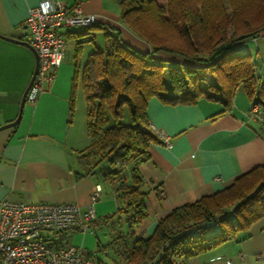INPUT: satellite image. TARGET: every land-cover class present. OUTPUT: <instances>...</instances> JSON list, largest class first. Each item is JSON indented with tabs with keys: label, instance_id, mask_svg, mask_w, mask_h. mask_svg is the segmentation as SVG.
<instances>
[{
	"label": "crops",
	"instance_id": "1",
	"mask_svg": "<svg viewBox=\"0 0 264 264\" xmlns=\"http://www.w3.org/2000/svg\"><path fill=\"white\" fill-rule=\"evenodd\" d=\"M41 1L44 0H0V35L27 42L24 22L29 9ZM59 1L78 6L83 15L94 16L99 29L92 28L81 45L74 37L78 29L61 31L65 37L64 58L54 81L44 88L36 104L25 102L15 127L0 131V201L75 204L84 210L93 187L100 185L102 192L95 203V214L101 220L116 212L117 201L103 183L105 167L90 169L79 159L90 143L86 106L80 102L81 96L85 100L82 70L89 55L98 48L96 40L100 37L105 40L104 48L114 38L141 53H148L150 48L125 27L119 0ZM89 45L92 49L85 56ZM34 68L35 56L30 48L0 38V127L18 117ZM237 92L238 89L232 109L222 114L221 103L205 99L193 106L164 105L156 98L148 101L149 129L168 138L170 147L158 138L148 149V159L138 166L145 181L147 216L134 229L135 236L150 237L158 221L174 209L227 189L253 168L264 166V128L249 118L252 103L243 89V97L236 98ZM159 192L163 193L162 199ZM101 227L103 223H97L94 231ZM85 235L72 234L68 240L93 252ZM237 238L191 257L184 264H220L226 259L232 264H264V215Z\"/></svg>",
	"mask_w": 264,
	"mask_h": 264
},
{
	"label": "trees",
	"instance_id": "2",
	"mask_svg": "<svg viewBox=\"0 0 264 264\" xmlns=\"http://www.w3.org/2000/svg\"><path fill=\"white\" fill-rule=\"evenodd\" d=\"M208 1H214V6H203L199 11L203 0H119L125 27L146 42L150 51L141 53L114 38L107 48L95 49L83 67L81 85L90 143L79 159L90 169L105 164L103 183L117 201L113 215L92 224L93 233L97 223L107 225L120 214L126 217L128 227L126 235L122 232L116 238L121 247L115 264H184L191 257L237 240L238 233L246 232L251 223L264 215V166H258L231 187L174 209L158 221L150 237L134 234L147 216L145 181L138 166L148 159L150 145L159 138L149 129L146 110L151 98L171 106H193L203 99L219 102L223 105L222 114L232 109L236 91L241 87L252 105L264 106V85L256 77L251 56L237 50L243 41L264 36V0H235V5L230 0L232 15L239 13L243 17L246 30L228 40L219 39L227 28L221 0ZM252 7L263 17L262 22L254 23L244 16L245 10ZM142 11L154 13L178 31L188 50H173L160 39L159 45L151 43L148 38H156V32L142 34L130 22ZM96 27L74 33L81 41L78 44ZM159 51L175 54L180 60H154V53ZM206 74L216 83L209 92L199 86ZM75 88L76 76L70 100L71 118ZM158 196L162 199L163 193ZM214 225L218 233L208 236ZM97 247L104 248L99 242Z\"/></svg>",
	"mask_w": 264,
	"mask_h": 264
},
{
	"label": "built area",
	"instance_id": "3",
	"mask_svg": "<svg viewBox=\"0 0 264 264\" xmlns=\"http://www.w3.org/2000/svg\"><path fill=\"white\" fill-rule=\"evenodd\" d=\"M96 23L78 6L59 0H44L28 11L24 27L29 46L38 55V70L26 96L37 103L44 88L51 85L64 58L63 30H84ZM249 118L264 128V106L252 105ZM170 147L166 137L154 132ZM102 188L95 185L86 209L75 204L0 201V264H101L96 254L69 242L72 234H93L97 220L95 203ZM220 264H232L226 259Z\"/></svg>",
	"mask_w": 264,
	"mask_h": 264
},
{
	"label": "rangeland",
	"instance_id": "4",
	"mask_svg": "<svg viewBox=\"0 0 264 264\" xmlns=\"http://www.w3.org/2000/svg\"><path fill=\"white\" fill-rule=\"evenodd\" d=\"M204 2L201 5H199L198 10L200 11L203 6L206 8H210L211 6H214V1H208V0H203ZM234 5L237 4L235 0ZM221 4L224 8L225 11V20L227 21V28H226V33L224 35H220L219 39H225L228 40L230 38H233L237 34L243 33L246 29L244 27V24L242 23L243 17L239 13L237 14L236 17L232 15V10H231V1L230 0H221ZM204 8V9H205ZM245 15L244 16H249L250 21L252 22H262V16L257 15V11L255 10L254 7H252L249 10H245ZM141 13V14H140ZM137 14H140L135 18L134 21H130L131 24L137 29V31H140L143 33L148 32L150 35L152 32H156V38H148L150 39V42L159 45L158 39H160L164 45L172 48L173 50H182L186 51L188 50V47L185 46L184 40L185 38L179 34L178 31H176L173 27H171L169 24L165 23L162 21L157 15L154 13H149V12H139ZM239 21V22H237ZM96 24V23H95ZM95 24H93L91 27H93ZM91 27L87 28L90 29ZM85 30V29H84ZM148 37V36H147ZM220 39V40H221ZM104 39L103 37H100L96 40V45L98 48L103 49L104 48ZM72 45V43H71ZM92 46L89 45L85 49V56L86 53L91 51ZM238 52L241 54H249L251 56V60L254 63V70L256 77L260 79V83L264 85V36L259 35L256 41H253L252 39L245 40L242 43L239 44L237 48ZM157 55L160 57H163L164 59H169V60H164L163 58H157ZM154 60H160V61H175V60H180V57H178L175 54L171 53H166V52H156L154 53ZM168 62H163L168 65ZM216 84L214 81V78L210 74H206V77L204 80H202L199 84L200 88H204L206 91L209 92V87L211 85ZM243 97L242 94V88H238V92L236 95V98H241ZM81 104L82 107L86 106V102L84 99H82L81 96ZM102 167H105V164H102ZM213 229L210 230L211 233L208 234V236H213L218 233V228L214 225L212 226ZM124 232L125 235L128 232V227L126 225V217L124 215H119V217H115L110 221L107 225H104L103 227L99 228L98 230H95L93 234H86V240L87 243L92 245V248H94L93 253L96 254V257L99 259L101 264H115L114 258L117 259L118 257V248L120 249L121 243H118L117 237L119 236L118 234ZM78 235H81V233H76ZM97 240L100 243V246H103V249H99L96 246ZM94 245V246H93ZM86 249V248H84ZM87 250V249H86ZM92 252L91 250H87Z\"/></svg>",
	"mask_w": 264,
	"mask_h": 264
},
{
	"label": "water",
	"instance_id": "5",
	"mask_svg": "<svg viewBox=\"0 0 264 264\" xmlns=\"http://www.w3.org/2000/svg\"><path fill=\"white\" fill-rule=\"evenodd\" d=\"M0 38H2L4 40L11 41V42H15V43H18V44H21V45H24V46L30 48L31 51L33 52L34 56H35V68H34L32 76H31L30 82H29L26 90L23 93V96H22V99H21V103H20V110H19L18 117L16 118L15 121L0 127V131H2V130H5V129H8V128H11V127H15L20 122L21 117H22L23 108H24V105H25V102H26V96H27L28 91H29L34 79H35L36 74H37L39 60H38V55L35 52V50L32 49L27 42H21V41H18V40L12 39V38H7V37L1 36V35H0Z\"/></svg>",
	"mask_w": 264,
	"mask_h": 264
}]
</instances>
